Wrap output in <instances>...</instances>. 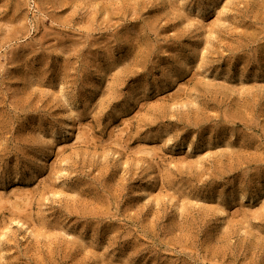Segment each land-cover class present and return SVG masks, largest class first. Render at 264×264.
<instances>
[{"label":"rangeland","instance_id":"rangeland-1","mask_svg":"<svg viewBox=\"0 0 264 264\" xmlns=\"http://www.w3.org/2000/svg\"><path fill=\"white\" fill-rule=\"evenodd\" d=\"M0 264H264V0H0Z\"/></svg>","mask_w":264,"mask_h":264}]
</instances>
